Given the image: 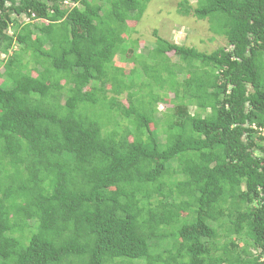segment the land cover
Here are the masks:
<instances>
[{"label":"trees","instance_id":"obj_1","mask_svg":"<svg viewBox=\"0 0 264 264\" xmlns=\"http://www.w3.org/2000/svg\"><path fill=\"white\" fill-rule=\"evenodd\" d=\"M149 2L0 0V264H264V0L137 54Z\"/></svg>","mask_w":264,"mask_h":264},{"label":"rangeland","instance_id":"obj_2","mask_svg":"<svg viewBox=\"0 0 264 264\" xmlns=\"http://www.w3.org/2000/svg\"><path fill=\"white\" fill-rule=\"evenodd\" d=\"M182 0H150L138 23L128 22L130 33L126 35L129 41L139 40L138 46L134 53L146 54L153 48L154 36L153 31H157L158 36L163 37L175 44L186 45L195 48L200 52L210 53L219 47H226V41L222 37H216L209 32L208 23L205 20H199L196 17L184 16L179 12L178 4ZM190 5H195L196 0H187ZM28 19L23 18L22 22ZM132 30L134 32L132 33ZM172 60L176 58L172 53L168 54ZM2 57V56H1ZM114 65L128 73L134 64L132 62H122L119 56L114 59ZM2 69H0V72ZM125 94L120 98L122 103L125 102ZM172 96L170 95V98ZM169 99H163L158 104V113L156 118H160L166 108H170ZM191 112L193 108H190ZM264 134V132H263Z\"/></svg>","mask_w":264,"mask_h":264},{"label":"clouds","instance_id":"obj_3","mask_svg":"<svg viewBox=\"0 0 264 264\" xmlns=\"http://www.w3.org/2000/svg\"><path fill=\"white\" fill-rule=\"evenodd\" d=\"M11 32V31H10ZM263 132H264V130H263Z\"/></svg>","mask_w":264,"mask_h":264}]
</instances>
